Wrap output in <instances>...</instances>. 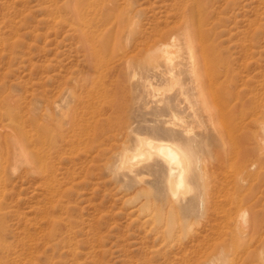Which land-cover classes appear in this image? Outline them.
Listing matches in <instances>:
<instances>
[{"label": "rangeland", "instance_id": "rangeland-1", "mask_svg": "<svg viewBox=\"0 0 264 264\" xmlns=\"http://www.w3.org/2000/svg\"><path fill=\"white\" fill-rule=\"evenodd\" d=\"M198 2L194 52L182 30ZM168 42L184 64L146 71ZM94 48L117 53L110 67L95 71ZM1 101L20 118L9 137L47 160L4 145L0 264H264V0H0ZM138 136L195 141V193L172 198L159 159L123 167Z\"/></svg>", "mask_w": 264, "mask_h": 264}, {"label": "bare ground", "instance_id": "bare-ground-1", "mask_svg": "<svg viewBox=\"0 0 264 264\" xmlns=\"http://www.w3.org/2000/svg\"><path fill=\"white\" fill-rule=\"evenodd\" d=\"M87 5H90V7H92V5L94 4V1H87L86 2ZM83 5L85 7V3L84 1H76L75 3H70V9L72 11V13L74 14L75 17H77L81 22V28H80V33L83 35L85 34L87 31H89L91 29V26H92V23L88 22L87 20H93V19H89V16L88 15H92L90 13V10L86 11L85 8H83ZM196 5V4H195ZM116 6V5H115ZM88 12V13H86ZM95 10V8L93 9ZM203 7L202 5L198 2L196 7L195 8H192V9H189L188 12H186V22H185V25L183 27V30H182V36L186 38L187 42L186 44H189L191 45L190 47L193 48L192 51L195 52L194 49H196L197 47H195L196 45V42L197 39V33L199 32V30L201 29V26H202V20H203ZM95 15V14H93ZM57 17V16H56ZM117 17V16H116ZM117 22V21H116ZM119 24V23H118ZM115 27V26H114ZM115 37V36H114ZM184 38V40H185ZM198 38V37H197ZM110 41V40H109ZM86 42V41H85ZM110 43V42H109ZM108 44V43H107ZM172 44L173 43H167L164 45H162L160 49V53L162 55H160V58L162 60H159L157 59V56H154V55H151V52L150 54L148 55L147 59L148 61L146 62V65H144L146 67V71H154V72H158V70L160 69V67L162 65L166 66V68L168 69V71L171 73L173 71L174 68H180L182 66V64H184L183 62H178L176 63L175 60H174V51L172 49ZM104 47V46H103ZM102 47V48H103ZM101 48V49H102ZM175 48V47H173ZM100 48H94L92 51L88 52L87 55L89 56V61L91 62L92 64V67L93 68H96L95 71H97V68H101V67H110V65L114 62V59L117 55V53L115 51H111L109 52V54L105 51H102ZM156 49V48H155ZM191 51V52H192ZM197 51V50H196ZM153 52V51H152ZM159 52V51H158ZM157 52V53H158ZM156 53V52H155ZM158 53V54H160ZM190 53V52H189ZM194 54V53H193ZM195 56V55H194ZM193 57V62L197 63L199 61H197V58ZM159 57V56H158ZM203 57V56H202ZM145 58V57H144ZM123 59V58H122ZM191 59V58H190ZM127 62V61H126ZM145 63V62H144ZM189 63V62H188ZM90 64V65H91ZM141 64V63H140ZM199 66V65H198ZM90 68V67H89ZM165 68V69H166ZM118 69V68H117ZM164 69V70H165ZM201 69V68H200ZM99 70V69H98ZM111 70V69H108V71ZM178 70V69H177ZM180 70V69H179ZM94 71V73H95ZM100 71V70H99ZM113 69L109 72H112ZM162 71V70H160ZM167 71V72H168ZM200 71V70H199ZM104 72V71H103ZM102 72V69H101V72L100 73H103ZM166 71L165 72H162L161 74L164 75L165 73H167ZM97 74H94L93 76L96 77L95 75H97V78H98V74L99 72H96ZM106 73V72H105ZM103 73L101 76L102 77H105V74ZM146 73V72H145ZM174 73V72H173ZM171 75V77H169L170 79V83L172 84H179L180 85V82H179V79H177V77L175 76V74ZM93 74V73H92ZM105 74V75H104ZM110 75H112L111 73H109ZM150 75V74H149ZM200 75V74H199ZM147 76V75H146ZM202 76V75H201ZM208 76V75H207ZM148 77V76H147ZM146 77V78H147ZM151 76H149L145 81H144V89H145V93H147V96H150L152 95V92L158 88H156V86H154V84L151 82V81H154V80H149ZM199 77V76H198ZM96 78V79H97ZM164 78V77H163ZM168 78V77H167ZM196 78V77H195ZM200 78V77H199ZM98 79H102V78H98ZM97 79V80H98ZM206 80V79H204ZM100 81V80H99ZM169 81V80H168ZM197 81V80H196ZM198 82V81H197ZM207 82V81H206ZM201 83V82H200ZM199 83V84H200ZM204 84V83H203ZM178 85V86H179ZM199 86V85H198ZM207 86V85H206ZM179 88V87H178ZM200 88H201V85H200ZM181 95L182 94H185V90L183 85H181ZM203 89V88H202ZM201 89V90H202ZM110 90V89H109ZM161 90V89H160ZM158 91V90H156ZM162 91V90H161ZM201 92V91H200ZM177 93V92H176ZM179 93V92H178ZM203 93L201 92V95ZM207 96V95H206ZM94 97V96H93ZM184 97V96H183ZM150 98V97H149ZM187 98V97H186ZM178 95L175 96L174 98H172L171 100H169L167 103V107L169 110H173L174 108L176 107H179V103H178ZM8 100V99H7ZM11 100V99H9ZM162 101V100H161ZM5 102H8V101H1L0 102V158H2L3 155H5L4 151L7 153V151L10 150V146L8 145L10 143L11 145V142H12V145L11 146H15V151L14 153H16L15 155V160H22L24 161L25 163H27L28 165L30 164L31 167H32V164L35 163V165H39L40 162H42V160L46 163V160H47V157H46V160H44V156H47V151L44 150L46 149V147L42 148V152L43 155L41 154L40 150L39 151H36L34 150L33 148L35 144H33V148L31 149L30 147V152L31 154H29V152L27 151V148L29 149V143L27 141H25L23 139V136H17L15 135V133L13 134V137L14 135L16 136L15 138H11L9 137L8 133L11 134L10 132H16V131H13L16 130L17 128V131L21 132L20 131V128H21V124H20V118L17 116V114H15L16 112H14V108L11 107V108H8V109H13L14 113L10 114V112L12 111H6L5 107L8 106V104L10 105V103H7V105L5 104ZM13 102V101H12ZM181 102V101H180ZM13 104V103H12ZM179 104V105H177ZM212 104V103H211ZM10 107V106H9ZM192 108V107H191ZM5 109V110H4ZM178 111V110H177ZM9 112V113H7ZM194 113V112H193ZM15 114V115H14ZM175 116V115H174ZM263 125V124H262ZM186 131V130H185ZM18 132H16L17 134ZM20 134V133H18ZM187 135V134H186ZM8 137L13 139L11 142L10 140H8ZM137 142L139 141V143L137 144V148L133 151H130L128 150V148L125 150L124 155L122 157V163L123 164V167H126L130 170V172H133L134 171V168L136 167V165L142 161H147V162H150L152 160H155V159H159L165 166L166 170H167V192H169V195L172 197V198H175V199H178L180 196H183L187 193H190V192H194L196 191V189H198L197 187H195V184L193 182V179H194V176L196 175V172L198 171L199 168H201V161H200V156L195 152L194 150V147H193V142L190 138L189 139H186L185 141H179V142H176V141H170V140H161V139H156V138H152V137H147V136H144V137H137ZM14 143V144H13ZM5 144H7L9 147V150H7L5 148ZM31 144V145H32ZM6 145V146H7ZM30 145V146H31ZM195 146V144H194ZM196 147V146H195ZM7 151H6V150ZM36 149V148H35ZM122 153V154H123ZM9 154V152H8ZM7 154V155H8ZM6 157V155H5ZM13 158V157H12ZM13 159V160H14ZM42 159V160H41ZM3 160V159H2ZM0 162L2 163L1 159H0ZM23 162V163H24ZM39 162V163H38ZM45 163H42V164H45ZM26 164V165H27ZM157 164V163H156ZM44 166V165H43ZM48 166V164H47ZM30 167V168H31ZM35 167V166H34ZM38 167V166H37ZM46 167V165H45ZM150 167V166H149ZM36 168V167H35ZM42 168V167H41ZM40 170H43V168ZM51 168V167H50ZM45 170V169H44ZM32 171H34V169L32 168ZM39 171V170H38ZM37 171V174L39 173H42L41 171L38 173ZM52 171V170H51ZM202 171V170H201ZM199 170V172H201ZM204 171V170H203ZM46 172H44L45 174ZM51 173V172H50ZM204 173V172H203ZM49 175V174H48ZM42 176V175H41ZM197 176V175H196ZM195 176V177H196ZM4 177V171H2L1 167H0V179H2ZM46 177V176H45ZM49 177H53L52 174H50ZM204 177V176H203ZM48 179V178H47ZM53 179V178H52ZM50 180V178H49ZM52 181V180H51ZM50 181V182H51ZM197 185V184H196ZM200 185V184H199ZM200 188V187H199ZM195 193V192H194ZM199 193V192H198ZM191 194V193H190ZM193 195V194H192ZM184 197V196H183ZM194 198V197H192ZM197 198V195L196 197ZM184 200V199H183ZM199 200V198H198ZM197 200V201H198ZM203 200V199H202ZM194 203V202H193ZM203 203V201H202ZM204 205V203H203ZM205 206V205H204ZM208 209V208H207ZM149 222V221H148ZM248 231V230H247ZM242 232V231H240ZM236 236V235H235ZM243 236V235H242ZM241 237V236H240ZM231 239V238H230ZM238 239V238H237ZM248 240V239H247ZM237 242V241H236ZM234 243V242H233ZM239 244V243H238ZM232 246V245H231ZM234 247V246H232ZM240 249V248H239ZM224 250V249H223ZM234 250V249H233ZM31 251V250H29ZM226 251V250H225ZM219 252H217L218 254ZM236 253V252H234ZM216 254V255H217ZM224 255V254H223ZM221 255V256H223ZM219 257V256H218ZM217 258V257H216ZM261 259L264 261V253L261 255ZM214 261V260H213ZM225 262V261H224ZM224 264V263H223ZM227 264V263H225Z\"/></svg>", "mask_w": 264, "mask_h": 264}]
</instances>
